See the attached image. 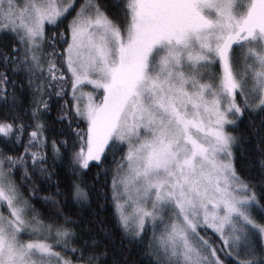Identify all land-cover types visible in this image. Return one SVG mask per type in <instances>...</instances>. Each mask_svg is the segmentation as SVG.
<instances>
[{
  "label": "snow or ice",
  "instance_id": "1",
  "mask_svg": "<svg viewBox=\"0 0 264 264\" xmlns=\"http://www.w3.org/2000/svg\"><path fill=\"white\" fill-rule=\"evenodd\" d=\"M0 264H264V0H0Z\"/></svg>",
  "mask_w": 264,
  "mask_h": 264
}]
</instances>
